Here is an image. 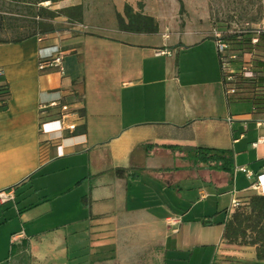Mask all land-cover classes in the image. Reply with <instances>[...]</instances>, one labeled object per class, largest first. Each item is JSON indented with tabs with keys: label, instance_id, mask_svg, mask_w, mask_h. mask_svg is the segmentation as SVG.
Masks as SVG:
<instances>
[{
	"label": "crops",
	"instance_id": "crops-1",
	"mask_svg": "<svg viewBox=\"0 0 264 264\" xmlns=\"http://www.w3.org/2000/svg\"><path fill=\"white\" fill-rule=\"evenodd\" d=\"M124 3L137 10L136 0H61L59 8L82 5L81 23L59 16L49 20L52 32L0 43V88L9 90L1 95L0 191L14 193L0 202V215L12 205L18 222L5 231L0 264H160L168 243L176 248L184 239L181 178L202 174L188 171V161L164 145L231 150V179L217 177L232 183L231 200L256 193L250 184L264 173V126H256L264 104L231 101L251 104L238 112L226 100L216 37L203 26H179L162 0L155 8L143 0L142 12L157 21L158 32L121 31L116 13ZM55 50L63 52V72L40 70V57ZM52 102L43 113L41 106ZM61 104L74 131L42 133L41 123L55 119ZM115 168L128 175L117 176ZM50 176L56 196L77 192L72 205L80 216L72 221H82V229L40 234L32 227L36 213L27 212L49 200L37 192ZM197 194L207 196L200 188ZM224 209L226 219L231 211ZM170 216L180 222L169 225ZM107 242L113 258L96 248ZM214 244L209 264H264L252 246L227 244L222 235Z\"/></svg>",
	"mask_w": 264,
	"mask_h": 264
},
{
	"label": "rangeland",
	"instance_id": "rangeland-1",
	"mask_svg": "<svg viewBox=\"0 0 264 264\" xmlns=\"http://www.w3.org/2000/svg\"><path fill=\"white\" fill-rule=\"evenodd\" d=\"M142 1L136 0V7L137 3ZM155 1L157 0H147L152 8L156 6ZM162 1L172 14H177L179 26H184L186 23L200 25L221 38L234 34L244 36L247 32L256 29L264 32V0H182V11H179L176 0ZM42 5L51 9L60 7V4L49 2ZM259 58L264 60V57ZM250 87L253 90L252 85ZM230 103L238 112L251 108V104L246 101ZM217 175L214 173V177L209 178L204 173L187 172L181 178V191L184 197L180 202L183 204L180 212L184 215V225L180 237L184 235V239L177 241L179 246L176 247L177 249L174 248L173 242L168 243L167 254L160 264H209L214 253V243L219 242L222 235V222L225 218L223 209H230L232 201V183ZM54 180L55 178L51 176L45 179L48 184L47 189L37 192L41 198H45L44 195L47 194L49 200L43 201L34 211L27 212L28 218H33L32 214L36 213V218L30 220L34 221L32 227L37 228L40 234H47L52 231L51 229L58 230L61 234L70 233L73 229H82L83 225L80 224L82 221L78 223L72 221L80 216L79 211L72 205V199L78 196L77 192L62 198L56 196ZM199 188L206 193L205 199H199L197 194ZM238 203L234 210L241 206L243 199ZM18 205L19 208L24 206L21 203ZM12 207V205L3 207L4 215H0L1 221L6 218L5 228H0L1 250L4 247L3 237L6 230L18 223L17 220H13V214L10 212Z\"/></svg>",
	"mask_w": 264,
	"mask_h": 264
},
{
	"label": "trees",
	"instance_id": "trees-1",
	"mask_svg": "<svg viewBox=\"0 0 264 264\" xmlns=\"http://www.w3.org/2000/svg\"><path fill=\"white\" fill-rule=\"evenodd\" d=\"M59 1L61 0H0V43H18L38 34L52 32L54 29L49 20L55 17L63 16L69 22H82L83 8L81 4L57 9L42 5L45 2L56 4ZM176 1L179 4V11H182L183 1ZM142 8L143 3L141 2L137 3V10L129 3H124L122 12L116 13L118 29L132 33H157V21L152 16L144 14ZM252 36L253 32L251 31L244 36L234 34L222 37L229 43L232 50L241 53L253 52V71L255 73V77L252 79H244L235 73V94L231 97L225 96L228 102L249 100L254 106L264 104V60L259 58L264 57V32L258 34V41L254 45L251 44ZM220 70L223 82L221 65ZM0 91H2L0 93V110H3L6 103L1 95L8 96L9 90L7 87H1ZM79 112L83 115V109ZM78 131L84 132L85 126L82 125ZM163 147L180 153L181 157L188 161V171H201L204 175H213V177L214 173H222L226 174L229 179L232 177L233 153L229 149L201 145L193 147L164 145ZM114 172L119 177L128 175V169L124 168H115ZM223 211L227 216V209ZM222 225V238L227 244L252 246L255 249L256 260L264 262V195L254 193L245 196L241 206L233 210L224 219ZM96 248L105 250L108 253L107 258H113V243L96 245Z\"/></svg>",
	"mask_w": 264,
	"mask_h": 264
},
{
	"label": "built area",
	"instance_id": "built-area-1",
	"mask_svg": "<svg viewBox=\"0 0 264 264\" xmlns=\"http://www.w3.org/2000/svg\"><path fill=\"white\" fill-rule=\"evenodd\" d=\"M253 36L251 38V44H256L258 41V34L262 32L260 29L253 30ZM216 37V51L218 53L219 62L223 72V88L224 94L226 97H231L235 94V73H238L240 77L244 79H252L255 77L253 71V52H239L232 50L227 41L223 40L218 35ZM164 53V52H161ZM62 59L63 52L60 50H55L53 53L40 57L39 68L44 67H57L60 73L63 72L62 68ZM56 104L55 102L42 105L41 109L43 113L48 106ZM69 114V109L66 104L60 105V111L57 114L55 119L43 121L40 125V131L42 133L52 134L56 132H62L67 130L72 133L75 129L74 124H65L64 120ZM55 125L53 129L50 128V125ZM256 126H264V120H257ZM258 143H252V146H256ZM240 170L246 173L247 177L251 179L252 173L247 171L244 167H241ZM250 188L256 192V194L264 195V173L257 174L254 180L250 184ZM14 199V193L11 190H1L0 191V202L4 203ZM239 200L232 199L230 211L232 212L237 205ZM167 223L171 226H175L180 222V218L176 216H170L166 219Z\"/></svg>",
	"mask_w": 264,
	"mask_h": 264
}]
</instances>
